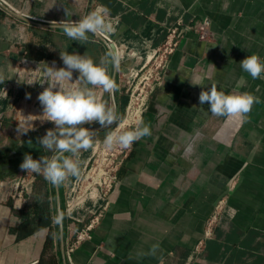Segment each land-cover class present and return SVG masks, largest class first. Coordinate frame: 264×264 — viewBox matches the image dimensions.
I'll return each mask as SVG.
<instances>
[{"label": "crops", "instance_id": "1", "mask_svg": "<svg viewBox=\"0 0 264 264\" xmlns=\"http://www.w3.org/2000/svg\"><path fill=\"white\" fill-rule=\"evenodd\" d=\"M58 1L49 0L48 14L32 9L36 17L12 9L34 20L50 17L43 22H59L68 17L78 21L103 6L109 9L116 32L103 33L102 37L89 33V41L81 44L69 39L60 27L25 22L0 6L4 13V19H0V53L6 45L18 47V34L25 36L24 26L9 23L12 26L8 28V23L2 24L8 20L6 13L32 28H51L53 57L28 60L38 65L43 61L64 67L60 58L64 51L86 54L98 63L107 52L119 49L121 71L111 72L117 90L111 96L100 90L98 94L116 106L121 119L134 72L164 41L170 24L179 19L184 24L204 19L210 38L184 32L169 56L161 83L139 115L138 122L150 126L152 134L133 143L106 194L97 190L93 196L91 190L75 206H66V197L74 193L91 161L90 149L81 154L78 179L70 177L65 185L53 186L44 177L38 178L31 196L43 200L53 237L45 255L54 254L57 264H264V78L252 79L240 65L252 54L264 61V0ZM62 6L72 14L66 15ZM8 34L15 38H8ZM22 41L20 52L26 43L38 42ZM16 58L25 60L18 55ZM8 65L5 62L4 66ZM5 75L10 82L16 80L10 66ZM78 76L74 71L73 80ZM196 77L203 78V87L190 83ZM212 81L225 93L249 92L260 102L244 120L206 113L210 106L207 102L200 104L199 94L209 90ZM201 107L206 112L198 110ZM84 127L97 133L107 128L98 122ZM221 198L226 202V213L213 236L206 238L205 223ZM0 207V214L5 215L0 216L4 231L0 235V264H36L49 227L17 239L10 229L18 224L10 222L11 207ZM58 209L64 213L60 225L53 222ZM98 211L101 215L91 229V237L71 252L70 263L65 250L71 236ZM153 245L159 248L154 255L147 254Z\"/></svg>", "mask_w": 264, "mask_h": 264}, {"label": "clouds", "instance_id": "2", "mask_svg": "<svg viewBox=\"0 0 264 264\" xmlns=\"http://www.w3.org/2000/svg\"><path fill=\"white\" fill-rule=\"evenodd\" d=\"M71 14L66 11V15ZM51 24L52 28H62L63 33L69 39L81 44L89 41V33L96 35L116 32V27L110 19L109 9L103 6L97 7L78 21L69 19L59 22L52 21ZM60 58L64 67L56 68L55 62L49 66L41 61L34 70L39 73V78H32L27 82L18 81V83L27 85L47 84V87L38 95L43 108L42 115H29L23 124H19L18 131L27 133L35 130L30 123L33 120L53 122L55 127L48 129L43 137L38 138L40 146L45 151H51L52 154L41 156L37 160L26 153L20 168L28 173L43 175L44 179L53 186L65 185L70 177L78 179L81 175L82 152L94 148L98 142L95 139L97 132L83 125L98 122L108 129H112L114 124L117 125L115 129L106 132L103 140L106 149L116 146L129 149L134 142L152 134L150 126L144 124L143 121L138 122L137 126L131 130H124V123L118 115L116 106L109 104L98 94L100 90L111 96L117 90V82L111 72L121 71L122 52L119 49L107 52L98 63L86 54H70L68 51L60 52ZM240 65L252 79L264 78V61L258 54L247 56L240 62ZM74 71L79 73L75 81H73ZM9 79L11 78H6L5 74L0 72V84ZM208 79L212 80V77ZM190 83L193 86L202 87L205 84L201 77L190 79ZM199 102L201 105L207 102L210 106L207 112L202 107L198 109L201 112L244 120L253 105L259 103L260 100L249 92L225 93L222 89H218L216 81H212L209 90L200 92ZM28 144L31 147L32 141L29 140ZM63 219L64 213L58 209L53 222L60 225ZM158 248L159 245H153L147 254L154 255Z\"/></svg>", "mask_w": 264, "mask_h": 264}, {"label": "rangeland", "instance_id": "3", "mask_svg": "<svg viewBox=\"0 0 264 264\" xmlns=\"http://www.w3.org/2000/svg\"><path fill=\"white\" fill-rule=\"evenodd\" d=\"M7 1L12 7L16 8L19 12L30 15L32 17H36L32 14V9H35L39 12L41 10L44 12V14H48V12L51 11L50 9V3L49 0H5ZM60 1V0H59ZM58 1V2H59ZM65 1L66 4H68L69 0H62ZM72 1V0H71ZM0 19L2 18V14H4L2 11H0ZM7 16L6 19L7 22H1L2 24H7L8 28H11L12 25H22L24 26V34L23 37H20L19 34L17 35V40L19 41L17 46L14 45H6L7 47H2L1 53H0V72H3L4 74L9 73V66L11 69H14V74L16 76V80H7L3 84H0V148H15V146H18V142H23L25 140H31L32 141V134L36 132H44L46 134L48 129H53L55 127L53 122L44 121L41 122L39 119L30 121V123L34 126L35 130H30L27 133H20L18 131L19 124H23L26 117L29 115L31 116H40L43 113L42 105L40 104L38 100V95L40 92L43 91L45 87H47V84L45 83L43 86H41L39 83L33 84V85H27L25 83H18L20 80L21 82H27L29 79L32 78H39V73L35 72L36 68L38 67L37 62H29L28 59H19L17 60V55L19 56L20 52V44H23L24 38L29 40L33 39L36 41L41 40L39 35L36 34L37 27L34 26V28L31 27L30 24L23 23L22 21H19L17 19H14L11 17L8 13L5 14ZM50 15V14H49ZM43 21L45 20H51L49 18H41ZM11 20V21H9ZM37 22H43L38 21ZM48 22V21H47ZM12 24L10 26V24ZM6 26V25H4ZM32 29V30H31ZM9 30V29H8ZM12 31L16 30L14 28L10 29ZM17 32L18 28H17ZM9 34L7 35V37ZM8 38L13 39L15 38L13 35L9 36ZM47 48L49 49V52L52 50V45L50 43L47 44ZM2 57V58H1ZM20 57V56H19ZM8 63L9 65L7 67L4 66V64ZM3 67V68H2ZM8 69V70H7ZM8 77V75H5ZM75 81V79L73 80ZM135 81H132V84ZM131 89V87H130ZM130 91V90H129ZM30 94V98L29 97ZM128 104V103H127ZM125 117V115H124ZM122 118V122L123 119ZM124 123V122H123ZM87 125V124H85ZM83 125V126H85ZM117 125H113L112 129H115ZM112 129L105 128L103 131L98 132L96 134V141H98L95 144V147L90 149L92 152L91 161L85 170L84 174L81 176L79 181L76 183V189L73 191L74 193L70 194V196L66 197L67 204L66 206H75L78 200H81L85 197H87L88 192L90 193L91 190H94L93 187L97 186L95 183L98 181V167L97 163L94 162V158L98 159V163H101L102 158L106 156V151L101 150V144L103 143V140L105 138L106 132L110 131ZM128 129L127 123H124V130ZM21 131H23V128L21 127ZM39 174L27 172L26 170H18L17 172L13 174H6L4 177L0 178V206H9L10 203L11 206L21 209L25 208L23 206L22 200H21V192L24 190H31L33 189V185L37 182ZM89 189L87 188L88 185ZM96 191H93V196ZM24 193V192H23ZM87 193V194H86ZM99 193H101V190L99 189ZM99 193H97L99 195ZM77 195V196H75ZM74 197H79L78 199H74ZM20 198V199H19ZM85 199V198H84ZM19 201L20 203H17ZM10 202V203H9ZM0 209H2L0 207ZM10 219L15 224L19 223L21 218L13 215V213H10ZM1 217H5L4 213L1 212ZM4 233L3 228L0 227V235Z\"/></svg>", "mask_w": 264, "mask_h": 264}, {"label": "built area", "instance_id": "4", "mask_svg": "<svg viewBox=\"0 0 264 264\" xmlns=\"http://www.w3.org/2000/svg\"><path fill=\"white\" fill-rule=\"evenodd\" d=\"M2 2L12 8V6L6 1ZM185 31H190L195 33L200 39L210 38V31L206 20L200 19L196 20L190 24H184L180 19L176 22L170 24L167 27V32L164 41L156 47L150 57L143 63L140 68L134 72L133 84L131 83V89L129 91L128 104L126 106L125 117L123 119L124 123H127L128 129L131 130L137 126L139 115L141 110L146 105L149 95L159 85L162 81L163 71L168 63L169 56L179 45V41L183 36ZM102 149L106 151V156L102 158L101 163H98V159L94 158V162L97 163V173L98 181L95 183L97 186L93 187L92 191L101 190V194H106L112 187L116 179L117 167L122 163V161L130 153L131 148L122 149L119 146L113 147L112 149H106L104 144H101ZM90 184L88 185L89 189ZM27 189L22 191L21 194ZM20 194V195H21ZM20 199V198H19ZM226 202L224 198H221L213 210L210 217L205 223L204 235L206 238H210L214 234V229L218 225L222 216L225 215ZM101 211H98L94 218L90 220L83 228L74 232L71 236L70 242L68 243L65 256L67 260L71 263L70 254L79 246V244L91 237V229L98 222V217H100Z\"/></svg>", "mask_w": 264, "mask_h": 264}, {"label": "trees", "instance_id": "5", "mask_svg": "<svg viewBox=\"0 0 264 264\" xmlns=\"http://www.w3.org/2000/svg\"><path fill=\"white\" fill-rule=\"evenodd\" d=\"M37 35L41 38L37 43L36 42H28L24 45L23 51L20 52L19 56L23 57L28 60H42V59H52V53L49 52L47 48V44H52L54 39V34L51 31V28H45L43 30L36 29ZM35 133L32 134L33 137H35ZM11 212L13 215H16L21 218L20 222L15 226L11 227V231L16 234L17 239L25 238L32 233H35L36 231H39L45 227H49V218L46 213H44V202L41 199H34L29 206V209H27V206L25 208H15L11 206ZM53 242L52 237V230L49 227L48 232L46 234L43 248L40 254V257L36 264H57V258L54 254L45 255V253L51 248ZM213 245L217 247V244L215 242L209 241L208 244Z\"/></svg>", "mask_w": 264, "mask_h": 264}, {"label": "flooded vegetation", "instance_id": "6", "mask_svg": "<svg viewBox=\"0 0 264 264\" xmlns=\"http://www.w3.org/2000/svg\"><path fill=\"white\" fill-rule=\"evenodd\" d=\"M35 134V137L32 136L31 147L28 144V140H25L23 142H18L17 144L19 145L15 146L13 149L0 148V178L4 177L6 174H13L20 170V165L23 162V158L26 153L30 154L33 159L37 160L40 159L41 156H44L47 152L51 153V151H45L39 144L38 138L43 137L45 133L40 131ZM37 177H43V175L39 174ZM31 195L32 189L21 194L23 206H27L33 201L34 198Z\"/></svg>", "mask_w": 264, "mask_h": 264}, {"label": "water", "instance_id": "7", "mask_svg": "<svg viewBox=\"0 0 264 264\" xmlns=\"http://www.w3.org/2000/svg\"><path fill=\"white\" fill-rule=\"evenodd\" d=\"M0 6L3 7L8 13H10V14H12V15L20 18V19H22L25 22L32 23V24L39 25V26L52 27L51 22H37L33 18L26 17V16L22 15L21 13L13 10L12 8L6 6L1 0H0ZM61 9L64 12L67 11V9L64 6H62ZM69 19L70 18L68 17V18H65L64 20H69ZM98 36L102 37V34H98Z\"/></svg>", "mask_w": 264, "mask_h": 264}]
</instances>
